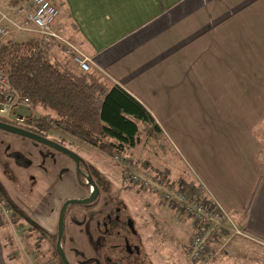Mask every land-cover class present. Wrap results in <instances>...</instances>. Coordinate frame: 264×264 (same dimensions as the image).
Masks as SVG:
<instances>
[{
	"label": "crops",
	"instance_id": "crops-1",
	"mask_svg": "<svg viewBox=\"0 0 264 264\" xmlns=\"http://www.w3.org/2000/svg\"><path fill=\"white\" fill-rule=\"evenodd\" d=\"M49 1L54 30L90 71L152 114L184 168L181 183L231 218L218 238L234 237L212 243L208 264H264V0ZM29 5L0 0V12ZM23 33L18 42H40ZM46 47L51 61L69 58L59 43ZM2 230L0 264H12Z\"/></svg>",
	"mask_w": 264,
	"mask_h": 264
},
{
	"label": "rangeland",
	"instance_id": "rangeland-1",
	"mask_svg": "<svg viewBox=\"0 0 264 264\" xmlns=\"http://www.w3.org/2000/svg\"><path fill=\"white\" fill-rule=\"evenodd\" d=\"M23 34L25 33L16 34L17 41L8 38L3 40L0 49L17 48L22 44L45 46L41 41L18 42L23 40ZM14 113L26 117L27 120L19 122L11 114L3 118L20 125L32 120L33 123L30 124L32 127L41 118L46 120L57 118L51 111L32 107H20L15 109ZM50 131L54 138L47 135L46 132L49 131H42L46 139L60 144L83 158L85 162L93 165L106 181L105 188L109 189L108 193H101L98 207L95 212H91L92 218L100 217L99 210L102 207L107 211L117 206L122 217L132 221L135 235L129 234V230L124 229L120 236L126 237L130 244L140 246L143 255L129 261L136 264H208L210 262L208 258L212 256H209L212 244L206 252L205 260L201 258L199 261H194L189 256V245L196 230L193 221L165 204L159 195L140 189L129 181L123 164L116 160L115 153L106 154L56 127ZM261 133L264 135V130ZM40 151L46 154L45 158L38 155ZM122 155L132 162L136 173L162 174L176 187H183L180 176L184 168L175 153L170 152L169 148L163 153L156 143L148 141L141 132L136 146ZM69 157L66 153L29 138L0 130V189L3 192V197L0 198V227L4 233L2 238H4L7 257L12 264H61L49 240L41 241L39 234L32 231L23 220L15 221L16 217L9 207L25 214L30 221L39 225L51 219L49 235H54L59 201L79 200L83 195L82 190L74 185L76 180L74 172L67 170V167L75 165ZM39 160H43L49 169L44 176L41 172L43 168L37 167ZM61 184L66 185L67 188L60 190ZM184 191L192 194L189 188ZM72 208L66 215L65 234L61 243L67 261L70 264H92L91 258H96L99 264H116L117 258L125 264L128 259L122 260L117 254L119 251L113 253L110 248L112 244L123 245V238H114L111 233L96 232L94 223L85 220L87 219L85 215L89 216V214L84 213L82 207ZM220 232L213 237L212 243L215 241L224 243L230 237H234L232 234H222L219 239ZM232 240L237 241V238ZM107 258L110 261H107Z\"/></svg>",
	"mask_w": 264,
	"mask_h": 264
},
{
	"label": "trees",
	"instance_id": "trees-1",
	"mask_svg": "<svg viewBox=\"0 0 264 264\" xmlns=\"http://www.w3.org/2000/svg\"><path fill=\"white\" fill-rule=\"evenodd\" d=\"M40 45L3 47L0 49V70L6 75L10 87L28 99L30 107L51 111L57 118H41L33 127L30 125L32 120L20 125L0 117V122L39 136L42 131L56 127L106 154H124L133 149L141 132L163 153L168 148L172 152L159 124L137 99L96 73L80 72L69 58L62 62L51 61L46 56V45ZM80 161V165H90L81 158ZM90 170L102 185L106 184L95 168L90 166ZM182 184L184 191L187 187ZM11 211L15 221L23 219L24 215L13 207ZM30 228L39 234V239L48 235L39 227ZM53 249L57 254L55 244Z\"/></svg>",
	"mask_w": 264,
	"mask_h": 264
},
{
	"label": "built area",
	"instance_id": "built-area-1",
	"mask_svg": "<svg viewBox=\"0 0 264 264\" xmlns=\"http://www.w3.org/2000/svg\"><path fill=\"white\" fill-rule=\"evenodd\" d=\"M12 16L0 12V43L11 32L34 30L39 34L42 44L62 45L64 54L80 72L90 71L89 59L54 30L58 10L49 0H30V5L26 9L18 8L13 11ZM15 16L19 19H14ZM20 107L29 108L30 102L10 87L6 75L0 70V117L11 114L19 122L27 120L26 117L15 115L14 110ZM115 158L123 164L129 181L140 189L159 195L165 204L193 221L196 230L189 245V256L194 261L201 258L205 260L213 237L231 222L229 215L219 208L209 207L196 194L176 187L163 175L136 173L132 162L124 155L116 154ZM236 234L241 233L237 231Z\"/></svg>",
	"mask_w": 264,
	"mask_h": 264
},
{
	"label": "flooded vegetation",
	"instance_id": "flooded-vegetation-1",
	"mask_svg": "<svg viewBox=\"0 0 264 264\" xmlns=\"http://www.w3.org/2000/svg\"><path fill=\"white\" fill-rule=\"evenodd\" d=\"M42 137L45 138L46 136H44V134L42 133ZM23 138H26V137H23ZM35 142H37V141H35ZM45 146H47V145H45ZM34 148L35 149L37 148L36 145H34ZM50 148H52V147H50ZM54 150H56V149H54ZM38 155L44 156V158H45L46 154L44 152L40 151V153H38ZM69 158L72 159L71 156ZM80 158L81 157H79V165L78 166L76 165L75 161L72 159V161L74 162L75 165H73V167L72 166L67 167V170L70 169V170H72L71 172H74V174H75L76 180L74 181V185L78 186L82 190L83 195L80 197L79 200L88 199L91 196V194L94 192V188L91 186V184H94L96 186L97 193H96L95 199L90 203L83 204V205L70 204L66 207L65 218H64V228H63V234H62V237L60 240V245L62 243V240L64 238V234H65L66 215L69 213L70 210L73 209L72 208L73 206H79V207H82L84 209L83 210L84 213L89 214V216L85 215V217L87 218L85 220H86V222L89 221V222L94 223V229L96 232H102L103 234L111 233L114 238H118V239L123 238V245L122 244H112L110 247L111 251L113 253H115L118 250L119 252L117 254L120 256V258L122 260L128 259L125 264H136L135 262H131L129 260L132 258L133 259L135 258V260H136L137 257L139 258V256L143 255L140 252L141 247L138 246L137 244H130L126 237L120 236V234L123 232L124 229L129 230V234L133 233L135 235V233H136L134 231L132 221L130 219H126L125 217H122L121 212H120V208L117 206H113L111 209H108L107 211H105L104 208L102 207V209L99 210L101 212L100 217H98L96 219L92 218L93 213H91V212H95L96 208L98 207L101 193L102 192L108 193L109 189L105 188L106 184L102 185L100 180L97 179L96 177H94L92 171L90 170V166L92 168H95V167L93 165H80V163H81ZM81 159L84 160L83 158H81ZM39 166L41 168H43L41 171L43 174H46L49 171V169H47V167L44 165L43 160H39V162L37 163V167H39ZM59 188H60V190L62 188H63V190H65L64 188H67V186L66 185L64 186L63 184H61V185H59ZM66 201H68V200L59 201L60 206H59V210H58V219H59V213L61 211V208ZM11 208L12 207H9L10 210H11ZM102 210H104V211H102ZM21 214H23V213H21ZM23 215H24V217L22 220L26 224H28L30 227H39L40 231H42L44 233H48V235L46 237L40 238V240L41 241L49 240L50 245L53 247V244H55V248H56L57 237H58V220H57V225H56V233L54 235H49L51 227H49V230H47V228L44 227L43 224L39 225V224L33 223L32 221H30L27 218V216L25 214H23ZM45 222H47V224L52 223L51 219L50 220L48 219ZM45 222H43V223H45ZM54 237H55V240H54ZM56 250H57V248H56ZM57 255L59 257L58 251H57ZM59 259H60V257H59ZM91 260H93L92 264H99L98 259L91 258ZM107 261H110V259L107 258ZM116 261H117L116 264H123V262L120 259L116 258Z\"/></svg>",
	"mask_w": 264,
	"mask_h": 264
},
{
	"label": "water",
	"instance_id": "water-1",
	"mask_svg": "<svg viewBox=\"0 0 264 264\" xmlns=\"http://www.w3.org/2000/svg\"><path fill=\"white\" fill-rule=\"evenodd\" d=\"M0 130H3V131H7V132H10V133H13V134H17L19 136H22V137H26V138H29L31 140H34V141H37L39 143H42L44 145H47L49 147H52L58 151H61L63 153H66L68 154L69 156L72 157V159L75 161L76 165L78 166L79 165V156L76 155L75 153L69 151L68 149H66L65 147L55 143V142H52L42 136H39L37 134H34L32 132H29V131H26V130H23L19 127H15V126H12V125H9V124H5V123H2L0 122ZM91 186L94 188V192L91 194V196L88 198V199H84V200H68L66 201L62 208H61V211L59 213V219H58V237H57V244H56V248H57V251H58V254H59V257H60V260L63 264H70L67 259H66V256L61 248V245H60V240H61V237H62V234H63V228H64V218H65V209L68 205L70 204H75V205H83V204H87V203H90L92 202L94 199H95V196H96V193H97V189H96V186L94 184H91ZM131 225V224H130Z\"/></svg>",
	"mask_w": 264,
	"mask_h": 264
}]
</instances>
